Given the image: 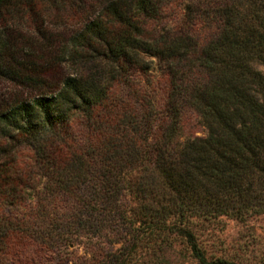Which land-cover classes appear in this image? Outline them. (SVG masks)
<instances>
[{
	"label": "trees",
	"instance_id": "1",
	"mask_svg": "<svg viewBox=\"0 0 264 264\" xmlns=\"http://www.w3.org/2000/svg\"><path fill=\"white\" fill-rule=\"evenodd\" d=\"M38 3L73 19L67 67L0 108V264H169L176 245L238 264L197 226L264 213V0H0V18ZM14 50L0 36V78Z\"/></svg>",
	"mask_w": 264,
	"mask_h": 264
},
{
	"label": "rangeland",
	"instance_id": "2",
	"mask_svg": "<svg viewBox=\"0 0 264 264\" xmlns=\"http://www.w3.org/2000/svg\"><path fill=\"white\" fill-rule=\"evenodd\" d=\"M180 0H170L168 16H172ZM73 19L64 8L38 3L35 11L0 18V36L15 48V66L20 77L0 78V108L7 102L46 91L66 69L60 61ZM264 70V64L255 62ZM156 69H153L154 72ZM30 76L31 78H24ZM24 78V79H23ZM185 132L204 134V127L193 113L186 117ZM78 126V125H77ZM199 245L208 258L223 256L238 264H264V213L244 221L223 216L218 221L197 226ZM169 264H198L188 252L176 245L167 251Z\"/></svg>",
	"mask_w": 264,
	"mask_h": 264
}]
</instances>
